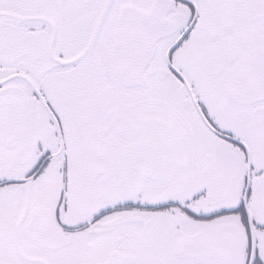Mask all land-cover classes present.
Masks as SVG:
<instances>
[{"label": "snow or ice", "instance_id": "1", "mask_svg": "<svg viewBox=\"0 0 264 264\" xmlns=\"http://www.w3.org/2000/svg\"><path fill=\"white\" fill-rule=\"evenodd\" d=\"M0 264H264V0H0Z\"/></svg>", "mask_w": 264, "mask_h": 264}]
</instances>
